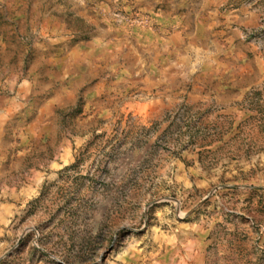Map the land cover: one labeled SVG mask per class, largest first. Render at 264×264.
<instances>
[{
	"label": "rangeland",
	"instance_id": "obj_1",
	"mask_svg": "<svg viewBox=\"0 0 264 264\" xmlns=\"http://www.w3.org/2000/svg\"><path fill=\"white\" fill-rule=\"evenodd\" d=\"M0 264H264V0H0Z\"/></svg>",
	"mask_w": 264,
	"mask_h": 264
}]
</instances>
